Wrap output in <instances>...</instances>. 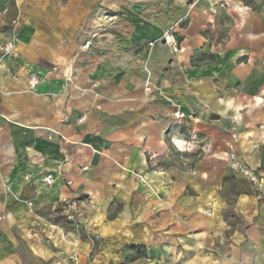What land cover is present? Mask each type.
Here are the masks:
<instances>
[{
  "label": "crops",
  "instance_id": "obj_1",
  "mask_svg": "<svg viewBox=\"0 0 264 264\" xmlns=\"http://www.w3.org/2000/svg\"><path fill=\"white\" fill-rule=\"evenodd\" d=\"M45 258L264 264V0H0V264Z\"/></svg>",
  "mask_w": 264,
  "mask_h": 264
},
{
  "label": "built area",
  "instance_id": "obj_2",
  "mask_svg": "<svg viewBox=\"0 0 264 264\" xmlns=\"http://www.w3.org/2000/svg\"><path fill=\"white\" fill-rule=\"evenodd\" d=\"M113 17L108 15L107 13H102L100 17V22L94 31H89L87 34V39L80 45L81 50H88L91 46V40L93 38H96L100 31L104 29L105 23L112 22ZM162 40L164 43H166L172 51L176 52L179 50V41L178 39L173 35L171 31H167L162 36ZM156 40H152L148 43V46H151L154 44ZM14 49V40L10 39L7 42H5L1 46V52L4 55L12 53ZM51 72L58 73L59 68L57 66L52 67ZM65 80L70 82L71 80V74L65 75ZM38 84V77L35 74L29 75V81L28 86L30 89H34L36 85ZM173 121L171 123V126L167 128V132L165 133L166 136L169 137V130L170 128H174L177 126L185 117V114L179 109L175 108L172 112ZM79 121H82V118L79 119ZM208 147L207 138L202 135L199 131L195 129H189L184 134H182V145L180 147H176L173 150L166 149L163 153H155L150 152L146 153V161L148 163H157L159 161H162L164 159H168L172 161L176 166H188L191 167V165L188 163L190 162V158L187 156L189 154H195V153H201L204 152ZM232 156V155H231ZM139 179L142 182H145V178L142 176H139ZM43 181L46 185H50L52 182V175L46 174L43 177ZM67 184H70V181L67 182ZM28 205H31V203L28 202ZM65 218L67 221H74L76 218V212H77V203L76 201L70 200L65 205ZM67 259L69 261H75L77 259V255L74 250L70 251L67 255ZM54 264H60V262L56 261Z\"/></svg>",
  "mask_w": 264,
  "mask_h": 264
},
{
  "label": "rangeland",
  "instance_id": "obj_3",
  "mask_svg": "<svg viewBox=\"0 0 264 264\" xmlns=\"http://www.w3.org/2000/svg\"><path fill=\"white\" fill-rule=\"evenodd\" d=\"M238 186H240V187H244V183L243 182H241V183H238ZM39 242V241H38ZM40 242H44V241H40ZM66 258H67V256H66ZM50 262H52V259L51 258H45L44 259V263L45 264H50ZM31 263V262H30ZM22 264H29V262H28V260H23L22 261Z\"/></svg>",
  "mask_w": 264,
  "mask_h": 264
}]
</instances>
